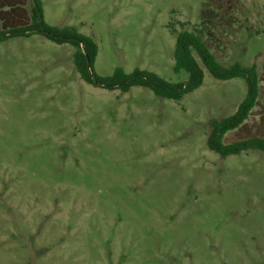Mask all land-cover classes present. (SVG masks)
Instances as JSON below:
<instances>
[{
    "label": "rangeland",
    "instance_id": "1",
    "mask_svg": "<svg viewBox=\"0 0 264 264\" xmlns=\"http://www.w3.org/2000/svg\"><path fill=\"white\" fill-rule=\"evenodd\" d=\"M41 1L49 25L96 40L98 75L188 78L169 25L192 30L206 0ZM236 1L212 50L224 66L256 63L264 79V0ZM75 52L41 34L0 43V264H264V153L223 158L207 144L246 81L204 67L180 100L110 90L83 78ZM255 134L264 80L224 141Z\"/></svg>",
    "mask_w": 264,
    "mask_h": 264
},
{
    "label": "trees",
    "instance_id": "2",
    "mask_svg": "<svg viewBox=\"0 0 264 264\" xmlns=\"http://www.w3.org/2000/svg\"><path fill=\"white\" fill-rule=\"evenodd\" d=\"M236 7V0H206L201 10L200 22L192 30L183 28L179 31L169 25L177 33V69L188 73L186 80L177 82L168 81L153 71L141 69L130 74L118 69L112 76L98 75L94 68L99 51L96 40L74 28L63 29L49 25L44 17L41 0H32L30 9L29 0H0V43L14 37H30L34 34H41L58 44L70 43L76 48V65L88 83L123 92L133 86H143L153 90L159 97L174 100L182 99L203 85L204 67L219 80L243 78L247 84L244 99L234 114L211 122L207 144L223 158L248 150H260L264 153V135L255 134L230 143L224 141L228 132L240 129L251 116L259 103L261 82L264 80L256 63L244 66L236 62L224 66L212 50L217 41V32L233 26ZM181 25L185 26V23L182 22Z\"/></svg>",
    "mask_w": 264,
    "mask_h": 264
},
{
    "label": "water",
    "instance_id": "3",
    "mask_svg": "<svg viewBox=\"0 0 264 264\" xmlns=\"http://www.w3.org/2000/svg\"><path fill=\"white\" fill-rule=\"evenodd\" d=\"M88 61H89V59H88Z\"/></svg>",
    "mask_w": 264,
    "mask_h": 264
}]
</instances>
